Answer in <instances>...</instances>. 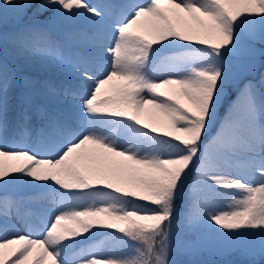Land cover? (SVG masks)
Segmentation results:
<instances>
[{
  "label": "snow or ice",
  "instance_id": "6c2138e0",
  "mask_svg": "<svg viewBox=\"0 0 264 264\" xmlns=\"http://www.w3.org/2000/svg\"><path fill=\"white\" fill-rule=\"evenodd\" d=\"M29 12L0 34V264H202L215 237L264 255V74L238 63L264 0H0V23Z\"/></svg>",
  "mask_w": 264,
  "mask_h": 264
},
{
  "label": "rangeland",
  "instance_id": "374dc122",
  "mask_svg": "<svg viewBox=\"0 0 264 264\" xmlns=\"http://www.w3.org/2000/svg\"><path fill=\"white\" fill-rule=\"evenodd\" d=\"M95 2V0H93ZM5 30H2L0 28V34L3 33ZM55 34V29L53 30ZM254 53L252 54L251 58H243L238 61L239 64L248 67H251V71H248L246 73V78L249 80H252L254 83H258L261 77V74H264V60L259 61L258 59H255L254 54L256 52H262L264 55V44L256 43L254 45ZM3 57L0 56V59ZM8 65L9 67L16 73L17 77L22 79L23 77H31V78H37V79H48L54 82H59L64 79L63 74L55 69L54 67H48L46 65L41 64L40 62H28L25 63L23 61H14L13 59H8ZM33 71V75L30 74V72ZM17 94H19V89L17 91ZM236 97V90L235 88H231L229 90L228 99L225 102V104L220 109V114L223 116L225 109L228 107V102L231 100H234ZM38 103H42L41 101H36ZM15 115L14 111H10L9 116L12 118ZM33 122H36L35 116L33 117ZM190 184V182H189ZM187 193V190H186ZM187 200V194H185L184 200L181 202V208L183 209L184 203ZM17 227L20 229L21 232L25 231L22 224L17 223ZM179 233L183 234V229L181 228L179 230ZM177 234V229L174 228V235ZM100 242V241H99ZM222 237H215L211 240L209 243V246L201 251L195 259L202 262V264H235L232 263L231 259H229V256L231 255H224L222 251L218 250L222 246ZM98 243V242H97ZM171 259L173 261H188L191 259V257L184 256L177 254L176 252H173L171 255Z\"/></svg>",
  "mask_w": 264,
  "mask_h": 264
},
{
  "label": "trees",
  "instance_id": "16d2710c",
  "mask_svg": "<svg viewBox=\"0 0 264 264\" xmlns=\"http://www.w3.org/2000/svg\"><path fill=\"white\" fill-rule=\"evenodd\" d=\"M31 16V12H29L28 16H25L23 20L17 21L15 19H9L6 23H0V28L5 30L3 33H12L18 31L23 26L32 23L29 17ZM1 33V34H3ZM255 59L259 61L264 60V55L262 52H256L254 54ZM32 70L30 72L33 75ZM104 240V237H97L95 242H99ZM222 246L218 249L223 252L224 255H231L229 259H231L232 263L235 264H264V255H262L259 251L258 243H252L247 247H235L227 252L224 251V245L227 243L226 238L222 237Z\"/></svg>",
  "mask_w": 264,
  "mask_h": 264
}]
</instances>
